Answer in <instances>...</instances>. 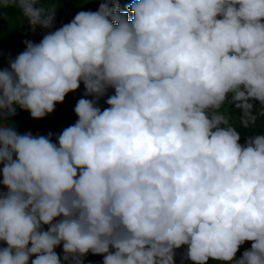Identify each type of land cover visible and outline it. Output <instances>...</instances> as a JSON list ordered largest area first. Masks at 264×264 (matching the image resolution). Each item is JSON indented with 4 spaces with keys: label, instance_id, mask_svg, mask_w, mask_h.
<instances>
[{
    "label": "clouds",
    "instance_id": "clouds-1",
    "mask_svg": "<svg viewBox=\"0 0 264 264\" xmlns=\"http://www.w3.org/2000/svg\"><path fill=\"white\" fill-rule=\"evenodd\" d=\"M5 6L53 27L41 0ZM24 43L0 70V116L44 118L81 83L93 99L58 143L0 123V264H175L182 246L192 264H264V133L241 144L218 112L264 105V0H101Z\"/></svg>",
    "mask_w": 264,
    "mask_h": 264
},
{
    "label": "trees",
    "instance_id": "trees-1",
    "mask_svg": "<svg viewBox=\"0 0 264 264\" xmlns=\"http://www.w3.org/2000/svg\"><path fill=\"white\" fill-rule=\"evenodd\" d=\"M132 2L134 0H120L121 10L128 11ZM100 3L101 0H41V6L50 12L56 11V15L51 29L36 26L35 30L17 6L0 7V70L9 68L10 59H15L25 50L26 44L24 41L30 40L39 43L48 32L55 31L70 23L78 12L97 11ZM132 16L133 13L129 11V18L131 19ZM84 92L85 88L81 83L77 90L66 95L63 102L56 103L54 112L44 118L34 119L29 111L17 107L14 116L10 117L7 114L0 116V123L15 125L17 132L20 134L31 132L33 136H47L51 132L53 133L52 141L58 143V135L78 119L74 111L78 100L80 98L93 99L91 96L84 97ZM112 94H114V89L110 88L106 95L99 98L97 106L101 110L109 107L106 100ZM226 122L227 126L234 127L241 133L240 143L244 144L246 138L264 133V105L251 99L239 101L230 109V118ZM7 191V187L0 189V193H6ZM251 244L252 241H245L240 245L236 253V259H239L245 250L250 249ZM3 247H7V244L0 241V248ZM54 250L60 257L64 256L62 244L56 246ZM186 251L187 246L175 250V264H192L190 260L185 258ZM103 256L104 254L89 252L83 257V264H103ZM32 259H35V255L30 257L29 264H31ZM209 264H220V262L210 261ZM223 264H230V262H223Z\"/></svg>",
    "mask_w": 264,
    "mask_h": 264
},
{
    "label": "rangeland",
    "instance_id": "rangeland-1",
    "mask_svg": "<svg viewBox=\"0 0 264 264\" xmlns=\"http://www.w3.org/2000/svg\"><path fill=\"white\" fill-rule=\"evenodd\" d=\"M239 101H233L231 96H229L225 102L221 105V107L219 108L218 112L220 115H222L227 121H229L230 118V109L232 107H234ZM0 168H2V166L0 165ZM0 181H2V175H0ZM6 186H4L2 184V182H0V189H5ZM44 230H47L48 225H43Z\"/></svg>",
    "mask_w": 264,
    "mask_h": 264
}]
</instances>
